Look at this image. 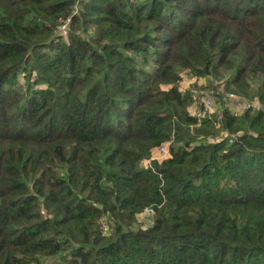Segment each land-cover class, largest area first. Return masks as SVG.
Masks as SVG:
<instances>
[{
    "label": "trees",
    "instance_id": "1",
    "mask_svg": "<svg viewBox=\"0 0 264 264\" xmlns=\"http://www.w3.org/2000/svg\"><path fill=\"white\" fill-rule=\"evenodd\" d=\"M183 74L264 102V0H0V264H264V108Z\"/></svg>",
    "mask_w": 264,
    "mask_h": 264
},
{
    "label": "rangeland",
    "instance_id": "2",
    "mask_svg": "<svg viewBox=\"0 0 264 264\" xmlns=\"http://www.w3.org/2000/svg\"><path fill=\"white\" fill-rule=\"evenodd\" d=\"M62 27H61V29H62ZM20 79L22 80L21 76H20ZM179 88L184 92H187V91L192 92V94H194V100L196 97V99H198V101H200V98L203 95L207 96V95L211 94L208 92V90L213 91L214 95H215V98L213 97V100L215 101V105H214L215 113L211 115V117L213 119L219 118V109L218 108L220 107V105L222 106V104H223V106L227 107L231 113H233L235 115H241L247 109H254L255 110L256 108H264V102H261L259 100H255V101L251 100L250 101V100L245 98V100H243V103H244V106H246L247 108L246 107L244 108V106H243L239 109H236L234 102H233L232 98L230 97V95L233 94L234 92L227 91L224 85H222L216 81L213 82V80H207L205 78H198V77H193V76H190L187 74H183L182 80L179 83ZM234 94H236V93H234ZM253 103L255 104V106ZM248 104H250V106H248ZM193 110H194V108H191V106H190L189 111L192 113ZM163 145L169 149L168 143H165ZM168 155L165 157L158 155L159 159L155 160V161H162L163 159L168 157ZM148 165H149V162H146L144 164V166H147V167H148ZM105 219L106 220L104 221V223L102 225L103 230L107 231V232L111 231L112 230L111 225H110V223H107V221L108 222H112V221H110L109 218H105ZM153 220H154V217L149 216L148 213L142 212V213L138 214L136 224L139 228L146 229L151 225Z\"/></svg>",
    "mask_w": 264,
    "mask_h": 264
},
{
    "label": "built area",
    "instance_id": "3",
    "mask_svg": "<svg viewBox=\"0 0 264 264\" xmlns=\"http://www.w3.org/2000/svg\"><path fill=\"white\" fill-rule=\"evenodd\" d=\"M66 26H67V23L64 24L63 27H62V30L64 32L66 30ZM208 92L211 93V94L207 95V96L203 95L200 98V101H198V99H196V97H195V100H194L193 104L191 105V108H194V110L192 111L191 115L194 116V117H197L199 120L201 118L202 119L207 118V117L211 118V115L215 113V109H214L215 101L213 100V97L215 98V95H214L213 91L208 90ZM230 97L232 98L236 109H239V108L244 106L243 100H245V98H243V97H241V96H239L237 94H234V93L231 94ZM248 106H250V104H248ZM254 106H255V104H254ZM245 107L246 106H244V108ZM168 154H169V149L166 148V146H164V145L159 146L154 151V154L152 155V157L147 161V162H149L148 167H152L153 161L159 159L158 155H161L162 157H165ZM144 212L148 213L149 216H151V217H154V215H155V209H153V208H147ZM151 225H153V222L151 223Z\"/></svg>",
    "mask_w": 264,
    "mask_h": 264
}]
</instances>
